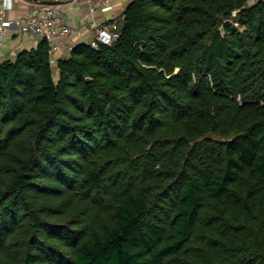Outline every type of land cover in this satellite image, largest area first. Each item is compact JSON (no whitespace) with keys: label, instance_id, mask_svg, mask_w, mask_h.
<instances>
[{"label":"trees","instance_id":"obj_1","mask_svg":"<svg viewBox=\"0 0 264 264\" xmlns=\"http://www.w3.org/2000/svg\"><path fill=\"white\" fill-rule=\"evenodd\" d=\"M117 23L0 63V264H264V0Z\"/></svg>","mask_w":264,"mask_h":264},{"label":"built area","instance_id":"obj_2","mask_svg":"<svg viewBox=\"0 0 264 264\" xmlns=\"http://www.w3.org/2000/svg\"><path fill=\"white\" fill-rule=\"evenodd\" d=\"M14 0H0V49L4 45L9 31L18 34H33L40 40H46L50 48V62H57V53L65 40L73 35L77 28L69 21L66 7L62 5L41 6L26 14L10 18L7 12L13 7ZM90 12H109L114 0H87ZM94 30L89 43L97 47L99 43L112 44L120 36L116 19L105 22H92ZM73 48H71L72 50Z\"/></svg>","mask_w":264,"mask_h":264},{"label":"crops","instance_id":"obj_3","mask_svg":"<svg viewBox=\"0 0 264 264\" xmlns=\"http://www.w3.org/2000/svg\"><path fill=\"white\" fill-rule=\"evenodd\" d=\"M38 1L42 0H14L13 7L7 12L10 18L20 17L29 11H33L42 5ZM66 7L69 21L74 24L77 31L65 40L64 45L57 53V59L70 54L71 48L78 43L89 42L94 30L92 22H105L112 19L121 20L126 7L132 0H114L113 9L109 12H90V3L87 0H62ZM1 7V4H0ZM41 40L33 34H18L9 31L5 37V42L0 49V63L6 59H14L18 53L24 49H32L38 46Z\"/></svg>","mask_w":264,"mask_h":264},{"label":"water","instance_id":"obj_4","mask_svg":"<svg viewBox=\"0 0 264 264\" xmlns=\"http://www.w3.org/2000/svg\"><path fill=\"white\" fill-rule=\"evenodd\" d=\"M38 2L42 5H47V6L60 5V4L64 3V1H62V0H42V1H38Z\"/></svg>","mask_w":264,"mask_h":264}]
</instances>
